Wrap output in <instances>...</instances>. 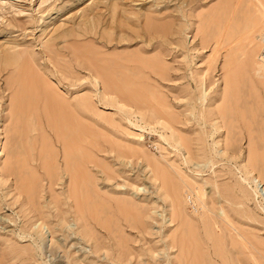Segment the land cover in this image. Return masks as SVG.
<instances>
[{
  "label": "rangeland",
  "instance_id": "rangeland-1",
  "mask_svg": "<svg viewBox=\"0 0 264 264\" xmlns=\"http://www.w3.org/2000/svg\"><path fill=\"white\" fill-rule=\"evenodd\" d=\"M40 1L0 0V58L28 51L80 120L48 126L39 107L32 123L13 102L22 67H0V264H264V72L250 65L264 0ZM107 78L140 96H103ZM136 143L141 160L114 154Z\"/></svg>",
  "mask_w": 264,
  "mask_h": 264
},
{
  "label": "bare ground",
  "instance_id": "bare-ground-1",
  "mask_svg": "<svg viewBox=\"0 0 264 264\" xmlns=\"http://www.w3.org/2000/svg\"><path fill=\"white\" fill-rule=\"evenodd\" d=\"M47 0H41L40 1V3L39 4H42V3H45ZM20 14V13H19ZM257 24V22L255 23V25ZM156 26V25H155ZM155 26H154V29H156L155 28ZM158 26L160 27V24H158ZM161 27H164L163 25H161ZM256 27V26H255ZM259 27V23H258V26H257V28ZM261 28V27H260ZM158 29V28H157ZM156 29V32H158V30H159V32L160 31H162V30H160V28L157 30ZM162 29V28H161ZM166 29V28H165ZM150 32V31H149ZM167 33V32H166ZM255 37H257V36H255ZM254 37V38H255ZM259 37H261V36H258V39H257V41L256 42H258L257 44H255L256 46V48L254 47L252 50H253V53L249 56L250 58H252V55H253V57H254V59H253V63L251 62V64L250 65H252V67L253 66H255V67H253L257 72H260L258 75L260 76V75H262V73L264 72V62L262 61V60H260V58H259V53H257L256 52V49L258 50V48H260V38ZM255 40V39H254ZM76 48H78V47H76ZM80 48V47H79ZM78 48V49H79ZM255 49V50H254ZM82 50V49H81ZM85 51V50H84ZM83 51V52H84ZM32 52V51H31ZM74 52H79V51H76V49L74 50ZM73 52V54H76V53H74ZM258 52H259V50H258ZM80 53V55H82V56H85L86 57V63L88 64V66H89V61H87V60H89V55H88V53H90V51L87 53V54H84V53H82V51L81 52H79ZM78 53V54H79ZM251 53V52H250ZM77 56V55H76ZM76 56H75V58H76ZM79 56V55H78ZM77 56V57H78ZM84 57V58H85ZM79 58V57H78ZM77 58V59H78ZM90 58H92V57H90ZM249 58V60H251L252 61V59H250ZM0 59H2V58H0ZM80 59V58H79ZM78 59V60H79ZM91 61H92V59H91ZM91 61H90V69L92 70V68L94 67V69L97 71V73H99V74H101V76H103L102 75V73L101 72H103V70L102 69H104V71H105V67H103L102 68V66H100L101 68H99V70H98V66L97 65H92L91 64ZM131 61H132V59H131ZM136 62V61H135ZM250 62V61H249ZM0 63H1V65H0V67H5V66H7V65H11V67H12V65L14 66V65H17L18 67L20 66V67H22L21 69H22V73H20L21 75H23V78H24V89H23V93L21 94V92H20V94H19V96H15L16 98L13 100V102H14V105H15V107H16V109L19 111V112H21L24 116H25V118L27 119L28 118V115H33V114H35L36 115V119L35 120H32L33 122L32 123H37V122H39L40 120H39V113H38V110H39V107H41L42 108V111H43V114H44V117H45V121H46V123H47V125L48 126H56L57 124V122H62V123H64L63 125H67V126H69L70 127V129H72V130H77V127H78V124H77V122L74 120V118H73V115L75 114V112L77 111L76 110V107H74V105H72V104H70L69 105V103L68 104H66V103H62L59 99H57L56 98V95H55V93H54V90H52V88H51V86L50 85H52V83H51V81H50V85L45 81V80H43L42 79V76H44L43 74H42V76H41V78L39 77V74H37L36 72H35V68H39V66H37V67H35L34 68V59H33V56L30 54V53H28V51L27 52H22L21 50H19V51H16L15 52V54H8V55H6V56H4V58L2 59V60H0ZM97 63V62H96ZM103 63V62H102ZM133 63V62H132ZM151 63V62H150ZM97 64H99V63H97ZM148 64V63H147ZM153 64H156V63H153ZM37 65V64H36ZM92 65V66H91ZM100 65V64H99ZM150 65H152V63L150 64ZM105 66V65H104ZM111 66V65H110ZM20 67L18 68L19 70H20ZM108 67V66H107ZM151 67H153V66H151ZM14 68V67H13ZM153 68H156V66H154ZM0 70H1V68H0ZM18 70V71H19ZM102 70V71H101ZM111 70H112V68H111ZM114 70V69H113ZM254 70V71H255ZM2 71H3V68H2ZM38 71V70H37ZM44 71V70H43ZM107 71V70H106ZM38 72H40V71H38ZM92 72V71H91ZM93 72H94V70H93ZM108 74H110L111 72L109 71V68H108ZM46 73V72H45ZM113 73V72H112ZM157 73H159L158 71H157ZM93 74V73H92ZM98 74V75H99ZM257 74V73H256ZM17 76V75H16ZM105 76H106V74H105ZM263 76V75H262ZM261 76V77H262ZM21 77V76H20ZM19 77V78H20ZM45 77V76H44ZM43 77V78H44ZM22 78V79H23ZM46 78H47V76H46ZM45 78V79H46ZM98 78V77H97ZM47 80V79H46ZM105 81H103V83L105 84V90H102L101 91V93L103 94V96H105V94H107V90H108V93L109 92H112V95L114 94L115 95V97L117 98L118 97V99H119V97L120 96H122V94H125V93H127V92H125V91H123L122 90V87H121V83L122 82H120V84H118L117 82H114L112 79H104ZM117 80V79H116ZM115 80V81H116ZM123 80V79H122ZM47 81H49V80H47ZM102 81V80H101ZM20 82V81H19ZM124 82V81H123ZM126 82V81H125ZM21 83V82H20ZM23 83V82H22ZM117 83V84H116ZM129 83V82H128ZM123 84V83H122ZM21 85V84H20ZM22 85V86H23ZM124 85V84H123ZM128 85V84H127ZM133 86V85H132ZM130 87H131V85H130ZM20 88H22V87H20ZM103 88V87H102ZM125 88H127V87H125ZM134 88V87H133ZM54 89V88H53ZM104 89V88H103ZM128 89H130V88H128ZM127 89V90H128ZM140 89H142V88H140ZM125 90V89H124ZM132 90V89H131ZM130 90V92L129 93H127L128 94V96H130L131 98H130V100L132 99H137V96H140L139 95V92H137V96H136V91L135 90H137V88L135 89V90H133V91H131ZM20 91H22V90H20ZM53 91V92H52ZM138 91H140V90H138ZM144 90H141V92H143ZM56 92V91H55ZM147 92V91H146ZM100 93V92H99ZM100 93V94H101ZM135 93V94H134ZM92 95V94H91ZM114 95H113V97H114ZM142 96H144V95H146V94H144L143 95V93L141 94ZM93 96V95H92ZM100 96V95H99ZM102 96V95H101ZM58 97V96H57ZM97 97V96H96ZM147 97V96H146ZM93 98H94V96H93ZM115 98V99H116ZM115 99H113V100H115ZM140 99H141V97H140ZM144 99H145V96H144ZM202 99H204V98H202ZM84 100H86L87 101V98L86 99H84ZM125 100V99H124ZM127 100V99H126ZM142 100V99H141ZM91 101V100H90ZM121 101V100H120ZM119 100H118V102H120ZM135 101V100H134ZM93 102V101H92ZM111 102H112V100H111ZM114 102V101H113ZM143 103H144V101H142ZM146 102V101H145ZM148 102V101H147ZM88 102H85V103H83V105L82 106H84V108L87 110V106H89V107H91L90 105H88L87 104ZM116 103V102H115ZM132 103H133V101H132ZM136 103V102H135ZM91 104V103H90ZM142 104V103H141ZM149 104V103H148ZM71 105L75 108V110L73 109V107H71ZM78 105H80V103L78 104ZM106 105V104H105ZM104 105V106H105ZM135 105V104H134ZM144 105H147L146 103L144 104ZM81 107V106H80ZM80 107H77V108H80ZM146 107V106H145ZM160 107V106H159ZM149 108V107H148ZM152 107H150V109H151ZM155 108H157V107H155ZM84 109V111H86ZM142 109V108H141ZM83 110V109H82ZM159 110H160V108H159ZM39 111H41V109L39 110ZM155 111V110H154ZM90 112V111H89ZM156 112V111H155ZM158 113H160V111L159 112H157V114ZM202 113H203V111H202ZM42 114V113H41ZM161 114V113H160ZM160 114H159V117H160ZM165 114V113H164ZM163 114V115H164ZM204 114V113H203ZM21 115V114H20ZM76 115L78 116V117H76L77 118V121L78 120H80V116H79V113L77 114V112H76ZM162 115V114H161ZM166 115V114H165ZM164 115V116H165ZM38 116V117H37ZM41 116V115H40ZM82 116V115H81ZM163 116V117H164ZM205 116V115H204ZM85 117V116H84ZM159 118L160 120H162V122L164 121H167V120H164V118ZM175 117V116H174ZM201 117V116H200ZM32 118H33V116H32ZM75 118V119H76ZM82 118V117H81ZM166 118V117H165ZM29 119V118H28ZM42 119V118H41ZM83 119V118H82ZM158 119V120H159ZM174 119H176V117L174 118ZM157 120V119H156ZM171 120H173V119H171ZM204 120V119H203ZM25 121V120H24ZM42 121V120H41ZM178 120L176 119V122H177ZM29 122H30V120H29ZM43 122V121H42ZM42 122H40V123H42ZM56 122V123H55ZM61 122L59 123V124H61ZM79 122V121H78ZM81 122V121H80ZM168 122V121H167ZM166 122V123H167ZM176 122H174L173 121V123L171 122V124L170 125H172V124H177ZM56 125H55V124ZM166 123H165V125H166ZM169 123V122H168ZM25 124H28V123H25ZM38 124V123H37ZM58 124V125H59ZM45 125V124H44ZM57 125V126H58ZM168 125V124H167ZM169 125V127H172V128H174L173 126H170ZM32 126V125H31ZM37 126V125H36ZM61 126V125H60ZM59 126V127H60ZM83 126V129L85 130L86 128H84V125H82ZM40 127V126H39ZM41 127H42V125H41ZM44 127V126H43ZM52 127V128H53ZM64 127V126H63ZM63 127H60V129L62 128L63 129ZM45 128V127H44ZM47 128V127H46ZM68 128V127H67ZM42 129V128H41ZM54 129V128H53ZM59 129V130H60ZM69 129V128H68ZM50 130H51V127H50ZM57 130V129H56ZM63 130H67V129H63ZM70 131V130H69ZM67 132V133H70V132ZM173 131H175L174 129H173ZM54 132H55V130H54ZM72 132V131H71ZM74 132V131H73ZM72 132V133H73ZM76 132V131H75ZM74 132V133H75ZM176 132V131H175ZM56 133H57V131H56ZM55 133V134H56ZM62 133H64V132H62ZM71 133V134H72ZM73 133V134H74ZM85 133V132H84ZM87 133V132H86ZM85 133V134H86ZM66 134V133H65ZM76 134V133H75ZM90 134L91 133H89V136H87V135H83V132H82V138H85V137H87V139L89 138L90 140L91 139H93V136H91L90 137ZM64 135V134H63ZM178 135V134H177ZM58 136V135H57ZM66 136V135H65ZM70 136V135H69ZM180 136V135H179ZM178 136V137H179ZM74 137H75V135H74ZM59 138V137H58ZM62 138H63V136H62ZM71 138V137H70ZM69 138V140H71ZM77 138V137H76ZM81 138V137H80ZM179 138H181V137H179ZM178 138V139H179ZM63 139H66V138H63ZM62 139V140H63ZM87 139H86V141H87ZM88 139V140H89ZM59 140V139H58ZM68 140V139H67ZM94 140V139H93ZM183 140H184V138H183ZM183 140H181L180 139V144H181V142H183ZM64 141V140H63ZM76 141H79V140H75V141H73V143L74 142H76ZM81 141H82V139H81ZM81 141H79V143L81 142ZM92 141V140H91ZM191 141V140H190ZM190 141H189V143H190ZM82 142H84V141H82ZM174 142H175V139H174ZM179 142H178V144H179ZM184 142H186L187 143V140L186 141H184ZM67 143V142H66ZM66 143H64V144H66ZM87 143H90V141H87ZM96 142H94L93 141V145L95 144ZM189 143L187 144V145H189ZM68 144V143H67ZM66 144V145H67ZM75 144V143H74ZM81 144V143H80ZM91 145H92V142L90 143ZM135 144V143H134ZM194 144V143H193ZM32 145V144H31ZM186 145V144H185ZM70 146V145H69ZM76 146V145H75ZM75 146H74V149H75ZM83 147H84V145H82ZM85 146H87V145H85ZM118 146V145H117ZM132 147H130V146H121V148L120 149H117V150H114L115 151V153L114 154H116L117 155V153L120 155V157L122 156L123 158H139L140 160H141V158H140V156H143V153L142 152H139V148H140V146H138V144L136 143V145H131ZM78 147V146H77ZM181 147H182V145H181ZM183 147H184V144H183ZM182 147V148H183ZM189 147H190V145H189ZM116 148V147H115ZM119 148V147H118ZM191 148V147H190ZM73 149V148H72ZM71 146L70 147H67L66 148V152H68V153H70L71 152ZM187 149H189V148H187ZM44 150V149H43ZM65 150V149H64ZM77 150V149H76ZM83 150H84V148H83ZM191 150H193L192 148H191ZM73 151V150H72ZM78 151V150H77ZM103 151H105V150H103ZM111 151H113V150H111ZM110 151V152H111ZM185 151H186V146H185ZM190 150H187V152H189ZM64 153V159L67 161V159L68 158H65V157H67V156H69L70 157V155H67V156H65V151H63ZM117 152V153H116ZM186 152V155H188V153ZM191 152V151H190ZM68 153H66V154H68ZM71 153H73V152H71ZM70 153V154H71ZM74 153H75V151H74ZM78 153H79V151H78ZM141 153V154H140ZM196 153V152H195ZM76 154H77V152H76ZM80 154V153H79ZM79 154H77V156L79 155ZM84 154V153H83ZM190 154V156H189V158H192V155L194 154V152L192 151L191 153H189ZM192 154V155H191ZM73 155H75V154H73ZM86 154H84V156H85ZM76 156V155H75ZM74 156V157H75ZM87 156V155H86ZM146 158L148 157V155L146 156V155H144ZM150 157V156H149ZM152 157V156H151ZM194 158H195V156H193ZM80 158H81V155H80ZM87 158H89V156L87 157ZM117 158H119V156L117 155ZM193 158V159H194ZM72 159H73V161L75 160L73 157H72ZM72 159H71V161H72ZM85 159H86V157H85ZM121 159V158H120ZM138 159V160H139ZM144 159V158H143ZM152 159H153V157H152ZM151 159V160H152ZM77 160V159H76ZM88 160H91V159H87V164H88V162H91V164H92V161H88ZM122 160V159H121ZM137 160V159H136ZM137 160V161H138ZM189 160V159H188ZM68 161H69V159H68ZM80 161H82V159L80 160ZM125 161V160H124ZM132 161V160H131ZM146 161H147V164L148 163H150V161L148 160V158L146 159ZM145 161V162H146ZM153 162H154V160H152ZM191 161V160H190ZM78 162H79V160H78ZM121 162V161H120ZM133 162V161H132ZM134 162H136V161H134ZM144 162V163H145ZM153 162H151V163H153ZM45 163H47V162H45ZM66 163V162H65ZM64 163V164H65ZM71 163V162H70ZM73 163V162H72ZM75 163H77L76 161H75ZM97 163V162H96ZM95 163V165H98V164H96ZM125 163V162H124ZM151 163L150 164H145V166L148 168V166H152L151 165ZM157 163V162H156ZM66 164H68V163H66ZM79 164V163H78ZM82 164H84L83 162H82ZM86 164V163H85ZM94 164V163H93ZM120 164V163H119ZM122 164V163H121ZM41 165H43V164H41ZM79 165H81V164H79ZM125 165V164H124ZM67 166V165H66ZM83 166H85V165H83ZM87 166V165H86ZM155 166V165H154ZM161 166H164V165H161ZM73 167V166H72ZM79 167V166H78ZM81 167V166H80ZM88 167V166H87ZM86 167V168H87ZM95 167V166H94ZM100 167H101V165H100ZM149 167V169H150V173L152 172V175L155 177V178H157L158 180H159V178H160V183H163V187L162 188H164V190H165V192L166 193H170V197H173L172 196V192H173V190H174V186H173V184H175L176 183V181L174 180H171V179H173V176L171 177L170 175H168V173H167V171L168 170H164V169H162V168H165V166L164 167H159V168H157V167H155V168H153V167H151L150 168ZM66 168V167H65ZM74 168V167H73ZM85 168V169H86ZM9 169V168H8ZM45 169V168H44ZM167 169V168H166ZM70 170V169H69ZM77 170H79V169H77ZM107 169H105V171H106ZM111 170L112 169H110L109 171L111 172ZM9 171H11V170H9ZM8 171V173H10ZM54 171V170H53ZM74 171H75V169H74ZM73 171V172H74ZM83 171V170H82ZM104 171V172H105ZM112 171H114V170H112ZM66 172V171H65ZM86 172H88V171H86ZM102 172H103V169H102ZM124 172V171H123ZM14 173H15V171H14ZM67 173V172H66ZM69 173H70V176H71V172L69 171ZM75 173H77V172H75ZM107 173V172H106ZM112 173H115V171L114 172H112ZM117 173V172H116ZM115 173V174H116ZM119 173V172H118ZM80 174V173H79ZM83 174H84V172H83ZM86 174V173H85ZM120 174V173H119ZM34 175V174H33ZM75 175V174H74ZM88 175V174H87ZM85 176V177H88V176ZM106 175V174H105ZM111 175V174H110ZM117 175V177L119 176L118 174H116ZM69 176V175H68ZM69 176V177H70ZM77 176H78V174H77ZM107 176V175H106ZM9 177V176H8ZM72 177V176H71ZM84 177V178H85ZM108 177V176H107ZM111 177V176H110ZM110 177H108V178H110ZM113 178H114V176H112ZM49 178V177H48ZM154 178V179H155ZM50 179V178H49ZM73 179V178H72ZM71 179V180H72ZM112 179V178H111ZM152 179V178H151ZM22 180V179H21ZM36 180V179H35ZM51 180V179H50ZM50 180H49V182H50ZM89 180V179H88ZM158 180H156V181H158ZM161 180H162V182H161ZM152 181H153V179H152ZM22 182V181H21ZM28 182V181H27ZM26 182V183H27ZM48 182V183H49ZM74 182V181H73ZM72 182V185L73 184H76V183H73ZM82 182V181H81ZM51 183V182H50ZM85 183H87V182H85ZM23 184V183H22ZM33 184V183H32ZM69 184V183H68ZM79 184V183H78ZM50 185V184H49ZM81 185V184H80ZM82 185L84 186V184L82 183ZM161 186H162V184H160ZM176 185H177V183H176ZM25 186V185H24ZM27 186V185H26ZM29 186V185H28ZM76 186V185H75ZM87 186V185H86ZM31 187V186H30ZM29 187V188H30ZM68 187H70V185L68 186ZM80 187V189L82 188V186H79ZM85 187V186H84ZM83 187V188H84ZM132 187V186H131ZM134 187V186H133ZM132 187V188H133ZM136 187V186H135ZM72 188H73V186H72ZM78 188V187H77ZM83 188H82V190H83ZM159 188H161V187H159ZM255 188V187H254ZM70 189H71V187H70ZM70 189H68V191L70 190ZM75 189V188H74ZM79 189V188H78ZM78 189H77V191H78ZM86 189V188H85ZM84 189V190H85ZM71 191H73V189H71ZM86 191V190H85ZM84 191V192H85ZM161 191H163L162 189H161ZM203 191V190H202ZM256 191V190H255ZM88 192V191H87ZM71 193V192H70ZM82 193V192H81ZM80 193V194H81ZM203 193V192H202ZM68 194V193H67ZM73 194V193H72ZM77 194H79L78 192L76 193V195ZM85 194V193H84ZM86 195V194H85ZM71 196V195H70ZM82 196V195H81ZM81 196H80V198H81ZM88 196H89V194H88ZM87 196V197H88ZM67 197V196H66ZM74 198H75V195L73 196ZM77 197V196H76ZM124 197V199H125V196H123ZM122 197V198H123ZM70 198V197H69ZM79 198V199H80ZM58 199V198H57ZM71 199V198H70ZM82 199V198H81ZM80 199V200H81ZM115 199H116V197H115ZM120 199V198H119ZM127 199V198H126ZM171 200H173L172 198H170ZM169 199V200H170ZM128 200H129V198H128ZM54 201V200H53ZM78 201V200H77ZM126 200H124V202H125ZM132 201V200H131ZM73 202H75V200H73ZM81 202H82V200H81ZM116 202H117V199H116ZM129 204H130V202L129 201H127ZM172 202H174V201H172ZM171 202V203H172ZM78 203L79 204H81L80 203V201H78ZM83 203V202H82ZM104 203V202H103ZM126 203V202H125ZM77 204V203H76ZM78 204V205H79ZM127 204V203H126ZM120 205H124V204H120ZM128 205V204H127ZM133 205H135V204H133ZM132 205V206H133ZM129 206L130 205H128V208H129ZM176 206V205H175ZM182 206V205H181ZM180 206V207H181ZM124 207H125V205H124ZM135 207H137V206H134V208ZM171 207V206H170ZM180 207L178 208V209H180ZM76 208V207H75ZM74 208V210H77V209H75ZM119 208V207H118ZM127 208V207H126ZM131 208V207H130ZM173 208V207H172ZM174 208H176V207H174ZM84 209V208H83ZM83 209H82V211H83ZM132 209L133 208H131V212H132ZM182 209V208H181ZM134 210H136V209H134ZM139 210V209H138ZM137 210V211H138ZM171 210V209H170ZM223 210V209H222ZM81 211V212H82ZM137 211H135V212H137ZM174 211H176L175 209H174ZM174 211H173V214H176L177 212H175L174 213ZM179 211V210H178ZM78 212V211H77ZM79 212H80V210H79ZM128 212V211H127ZM131 212L129 213V214H131ZM138 212H141V210L140 211H138ZM223 212V211H222ZM224 212H225V210H224ZM84 213V212H83ZM88 213V212H87ZM226 213V212H225ZM80 214V213H79ZM85 214V213H84ZM141 214H144L143 212L141 213ZM140 213H139V215H141ZM76 215H77V213H76ZM81 215H82V213H81ZM80 215V216H81ZM138 215V216H139ZM180 215V214H179ZM226 215V214H225ZM224 215V216H225ZM79 216V215H78ZM89 216V215H88ZM99 216V215H98ZM126 216H128V215H126ZM125 216V217H126ZM142 216V215H141ZM174 216H176V215H174ZM173 216V217H174ZM224 216H222V217H224ZM227 216V215H226ZM229 216V215H228ZM227 216V217H228ZM82 217V216H81ZM124 217V218H125ZM177 217V216H176ZM77 218V217H76ZM80 218V217H79ZM79 218H77V219H79ZM85 218V217H84ZM83 218V219H84ZM64 219H65V217H64ZM145 219V218H144ZM171 219V221L173 220L172 218H170ZM177 219V218H176ZM175 219V221L177 222V220ZM225 219V218H224ZM231 219V218H230ZM60 220H62V219H60ZM85 220H86V218H85ZM88 220V219H87ZM142 220H143V218H142ZM142 220H140L141 222H142ZM228 220H229V218H228ZM65 221V220H64ZM170 221V222H171ZM231 221H232V219H231ZM44 222V221H43ZM102 222V221H101ZM144 222H146V221H144ZM173 222V221H172ZM85 223V222H84ZM88 223V222H87ZM104 223V222H103ZM102 223V224H103ZM147 223V222H146ZM226 223V222H225ZM145 224V223H144ZM144 224H143V227H144ZM180 224V223H179ZM85 225H86V223H85ZM84 225V226H85ZM88 225V224H87ZM92 225V224H91ZM97 224H95V226H96ZM104 225V224H103ZM106 225V224H105ZM90 226V225H89ZM102 226V225H101ZM131 226V225H130ZM135 226H136V224H135ZM134 226V227H135ZM178 226H180V225H178ZM62 227V226H61ZM70 227V226H69ZM103 227H105V226H103ZM108 227V226H107ZM132 227V226H131ZM137 227V226H136ZM142 227V228H143ZM144 228H146V224H145V227ZM55 229V228H54ZM191 229V228H190ZM87 230H89L90 232H91V229H89L88 228V226H87ZM96 230V229H95ZM99 230V229H98ZM143 230V229H142ZM112 231V230H111ZM181 231V230H180ZM192 231V230H191ZM110 232V231H109ZM114 232V231H113ZM181 233V232H180ZM190 233V232H189ZM92 234H93V232H92ZM91 235V234H90ZM93 235H95V234H93ZM92 235V236H93ZM181 235H183V234H181ZM185 235V234H184ZM192 235V234H191ZM92 236H90V237H92ZM97 236V235H96ZM178 236H180V235H178ZM89 237V238H90ZM182 237V236H181ZM96 238H98V237H96ZM114 239H115V237H113ZM185 238V237H184ZM91 239H93V238H91ZM90 239V240H91ZM174 239V238H173ZM180 238H178V240H179ZM183 239V238H182ZM187 239V238H186ZM189 239V238H188ZM187 239V240H188ZM185 240V239H184ZM94 241V240H93ZM175 241H176V238H175ZM181 241V240H180ZM183 241V240H182ZM186 241V240H185ZM194 241V240H193ZM96 242H98V241H96ZM179 242V241H178ZM57 243V242H56ZM59 243V242H58ZM174 243H176V242H174ZM182 243V242H181ZM189 243L190 242H188V245L187 246H189ZM115 244V243H114ZM177 244H179V243H177ZM176 244V245H177ZM184 244V243H183ZM183 244H182V248H183ZM187 244V243H186ZM98 245V244H97ZM96 245V246H97ZM101 244H99L98 246H100ZM116 245V244H115ZM118 245V244H117ZM116 245V246H117ZM175 245V246H176ZM172 246H173V244H172ZM180 246V245H179ZM195 246V245H194ZM251 246V245H250ZM196 247V246H195ZM179 248V247H178ZM186 249H188V250H190L189 248H186ZM185 249V250H186ZM185 250H183L184 252H185ZM199 250V249H198ZM180 251V250H179ZM194 252H195V250H193ZM192 251V253H194ZM119 252V251H118ZM127 252V251H126ZM199 251H197V253H198ZM186 253H189V252H185V254ZM201 254V253H200ZM195 255V254H194ZM187 256H189L188 254H187ZM186 256V257H187ZM221 256V255H220ZM185 257V256H184ZM179 258V257H178ZM187 259V258H186ZM192 259V258H191ZM195 259V258H194ZM193 259V260H194ZM203 259V258H202ZM217 259V258H216ZM222 259V258H221ZM179 260V259H178ZM182 260V259H181ZM196 260V259H195ZM223 260V259H222ZM221 260V261H222ZM200 261V260H199ZM224 261V260H223ZM179 262V261H178ZM196 262V261H195ZM182 263H183V261H182ZM189 263V262H188ZM179 264H181V263H179ZM190 264V263H189ZM195 264V263H194Z\"/></svg>",
  "mask_w": 264,
  "mask_h": 264
},
{
  "label": "built area",
  "instance_id": "built-area-1",
  "mask_svg": "<svg viewBox=\"0 0 264 264\" xmlns=\"http://www.w3.org/2000/svg\"><path fill=\"white\" fill-rule=\"evenodd\" d=\"M259 58L264 62V32L261 34L260 37V48H259Z\"/></svg>",
  "mask_w": 264,
  "mask_h": 264
}]
</instances>
